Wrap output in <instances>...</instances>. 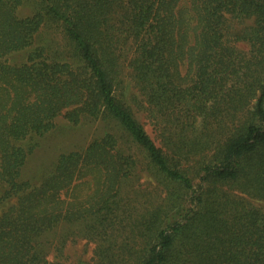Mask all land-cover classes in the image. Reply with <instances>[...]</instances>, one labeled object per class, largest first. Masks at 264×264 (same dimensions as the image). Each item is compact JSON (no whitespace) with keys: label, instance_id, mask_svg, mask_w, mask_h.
Listing matches in <instances>:
<instances>
[{"label":"trees","instance_id":"16d2710c","mask_svg":"<svg viewBox=\"0 0 264 264\" xmlns=\"http://www.w3.org/2000/svg\"><path fill=\"white\" fill-rule=\"evenodd\" d=\"M60 115L102 130L36 184ZM141 161L158 201L122 194ZM0 210V264H65L75 235L93 264H264V0H0Z\"/></svg>","mask_w":264,"mask_h":264},{"label":"rangeland","instance_id":"374dc122","mask_svg":"<svg viewBox=\"0 0 264 264\" xmlns=\"http://www.w3.org/2000/svg\"><path fill=\"white\" fill-rule=\"evenodd\" d=\"M31 13V9L28 6H23L19 9L21 16H28ZM51 32L48 35L42 34L40 39L29 50L10 55V62L21 63L25 61L29 51L41 44H47L52 48H60V45L64 43L63 38ZM136 115L143 123L146 122L144 114L141 111H137ZM55 123L56 127L53 130L43 136L34 137L31 140V144L34 145V150L28 156L23 174L26 179L30 178L36 184L41 183L45 177L51 174L54 169V164L62 153L84 149L102 130L100 121L84 119V121L74 125L63 115L57 117ZM147 129L154 138L155 135L151 127L147 125ZM138 168V177L130 179L123 185V196L126 198L133 196L135 204L138 200L145 199H149V202L158 201L162 195L156 178L144 168L142 161L138 165ZM94 181L92 177L77 180L68 191L67 200H75V198L81 200L89 197L95 188ZM124 236L122 232H119L115 239L121 242ZM74 237L75 239L70 240L63 251L62 260L64 263L93 264L94 249L97 243L86 239L82 235H75ZM54 256L51 254L50 258Z\"/></svg>","mask_w":264,"mask_h":264}]
</instances>
